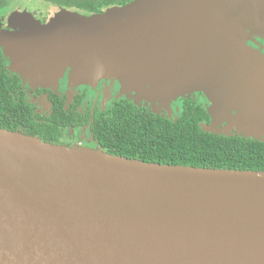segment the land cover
<instances>
[{
    "label": "water",
    "instance_id": "water-1",
    "mask_svg": "<svg viewBox=\"0 0 264 264\" xmlns=\"http://www.w3.org/2000/svg\"><path fill=\"white\" fill-rule=\"evenodd\" d=\"M7 24L0 48L24 82L97 68L135 77L139 92L214 95L264 128V0H134L90 16L59 9L43 24L14 11ZM0 264H264V172L144 163L0 129Z\"/></svg>",
    "mask_w": 264,
    "mask_h": 264
},
{
    "label": "trees",
    "instance_id": "trees-1",
    "mask_svg": "<svg viewBox=\"0 0 264 264\" xmlns=\"http://www.w3.org/2000/svg\"><path fill=\"white\" fill-rule=\"evenodd\" d=\"M15 1L0 0V20L1 13ZM40 1L56 9L90 16L134 0ZM38 14V10L33 14L36 19H40ZM40 21L43 24L46 19ZM22 89L19 78L7 72L0 51V129L57 145V133L63 125L57 122L67 116V124L70 112L58 108L47 118L33 115ZM191 106L186 105L178 119L170 121L148 110H136L128 102H119L96 115L91 133L103 152L144 163L264 172V142L205 132V113ZM73 113L76 115L74 109Z\"/></svg>",
    "mask_w": 264,
    "mask_h": 264
},
{
    "label": "rangeland",
    "instance_id": "rangeland-1",
    "mask_svg": "<svg viewBox=\"0 0 264 264\" xmlns=\"http://www.w3.org/2000/svg\"><path fill=\"white\" fill-rule=\"evenodd\" d=\"M12 10H26L32 14H34V12L38 10L39 14L37 17H39L40 19H46L44 23H47L48 20L54 17V15L58 12L59 9H56L52 6H47L46 3L40 0H17L13 4H11V6H9L4 12L1 13V27L2 23L3 26H6L4 29L0 27L1 30L8 29L7 19L9 15L14 12ZM0 51L4 59L6 60L9 70L11 62L6 57L4 51H2L1 48ZM97 70V68L83 70H78L77 67L68 68L57 80V82H47L43 83L42 85H33L30 82H24L19 74H13L17 75L24 83H27L31 86L41 88H52L54 90H63V92H66L67 96L70 98L74 95V92L77 90L89 89L88 91L93 92V95H97V97L99 98V105L103 107L108 106V102L114 100V97L116 95L118 98L131 101L137 106H147L151 108L155 113L163 112L169 116H171V112L174 111V104L180 99H186L196 94H203V97L205 98L208 104V114L211 117V123L210 125H208V127L213 133L220 135L233 133L242 137L244 136V134H246L247 137H250L248 139L257 141L262 140V142H264V136H262L264 134V128L260 129L252 124L249 125L246 119L239 117L238 106L221 105V103L214 95H209L207 93L204 94L201 91H195L193 89L176 90L174 93H170L166 90H163V88H161V91L158 89H154L151 84L146 87V90L142 89V91L139 92V90H137L135 87V80L133 81L135 77L131 79H127L124 77L101 78V74L95 73L98 72ZM148 70L149 73H152L154 76H156L155 61L149 62ZM136 79L141 80L139 77H136ZM152 80L154 79H151V82ZM97 88L99 89L98 92L100 94L96 92ZM144 93L145 95L143 96ZM103 94L104 98H102L101 96ZM87 136L88 135L83 137L75 134L73 138V145L76 146L74 148L84 149L85 147H79L78 143L83 142L84 145V142H87L89 148L86 149L98 150L99 147L90 139L88 141Z\"/></svg>",
    "mask_w": 264,
    "mask_h": 264
},
{
    "label": "flooded vegetation",
    "instance_id": "flooded-vegetation-1",
    "mask_svg": "<svg viewBox=\"0 0 264 264\" xmlns=\"http://www.w3.org/2000/svg\"><path fill=\"white\" fill-rule=\"evenodd\" d=\"M5 27L6 26L5 25L3 26L2 23L1 28L4 29ZM256 41L260 44L261 46L260 49L258 48V46L250 42H248V46L252 47L253 49H259L261 54L264 56V42L259 39H257ZM4 63L9 75L17 76L8 70V65L5 59H4ZM19 80L21 83V87L23 88L22 91L24 93L26 104L33 110V115H38L43 118H47L50 117L58 108H61L66 112H70V114L68 115L70 116V118L67 124H65L67 116L66 117L64 116L57 122V124H63L61 128H59V132L57 133L58 134L57 145L60 146L75 147L76 145L75 146L73 145L74 142L73 138L75 134L83 137L88 135L87 136L88 141L90 139L93 143H95L98 146L97 142L95 141L91 133V129L93 127L95 117L97 114L104 112L107 109H110L112 106H114L119 102H128L129 105L136 108V110H140V111L148 110L150 113L158 115L162 118H166L167 120L170 121L171 120L176 121L180 116V114L182 113V110L185 108V106L192 105L191 107L200 108L205 113L208 123L202 125L208 126L211 123V117L209 116L207 110L208 104L205 98L203 97V94L202 95L196 94L186 99H180L174 104V111L171 112V116H169L163 112L155 113L151 108L147 106H137L131 101L118 98L116 95L114 97V100L108 102L109 103L108 106L103 107L99 105V98L97 97V95H93L92 94L93 92L88 91L89 89L77 90L74 92V95L70 98L67 96L66 92H63V90H54L52 88H41V87L31 86L27 83H24L20 78ZM98 91L99 89L97 88L96 92ZM101 96L102 98H104V94ZM73 109L76 115L73 113ZM224 136H238V135L231 133V134H226ZM78 146L89 148L87 142H84V145L83 142H79Z\"/></svg>",
    "mask_w": 264,
    "mask_h": 264
}]
</instances>
